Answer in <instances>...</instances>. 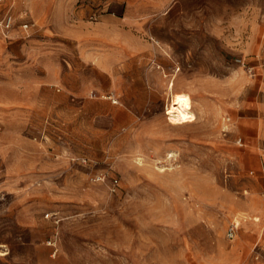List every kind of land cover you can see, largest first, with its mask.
Masks as SVG:
<instances>
[{"label": "rangeland", "instance_id": "374dc122", "mask_svg": "<svg viewBox=\"0 0 264 264\" xmlns=\"http://www.w3.org/2000/svg\"><path fill=\"white\" fill-rule=\"evenodd\" d=\"M7 11L0 264H264V0Z\"/></svg>", "mask_w": 264, "mask_h": 264}, {"label": "bare ground", "instance_id": "6f19581e", "mask_svg": "<svg viewBox=\"0 0 264 264\" xmlns=\"http://www.w3.org/2000/svg\"><path fill=\"white\" fill-rule=\"evenodd\" d=\"M172 87L173 83L170 85L169 89L172 90ZM163 114L165 120L170 125L182 126L187 123H191L196 119L193 112L191 98L185 92L173 93L171 100L167 103L164 109Z\"/></svg>", "mask_w": 264, "mask_h": 264}, {"label": "built area", "instance_id": "2783aa9c", "mask_svg": "<svg viewBox=\"0 0 264 264\" xmlns=\"http://www.w3.org/2000/svg\"><path fill=\"white\" fill-rule=\"evenodd\" d=\"M14 23H13V17L12 15L7 11L4 15L3 18L0 22V28L3 31H8L13 27ZM22 29L26 30L28 28V24L27 23H23L20 26ZM227 236L229 238H232L234 236V227L231 226L228 231H227Z\"/></svg>", "mask_w": 264, "mask_h": 264}, {"label": "crops", "instance_id": "0c3cea01", "mask_svg": "<svg viewBox=\"0 0 264 264\" xmlns=\"http://www.w3.org/2000/svg\"><path fill=\"white\" fill-rule=\"evenodd\" d=\"M169 0H136V2H148L154 7H164Z\"/></svg>", "mask_w": 264, "mask_h": 264}]
</instances>
